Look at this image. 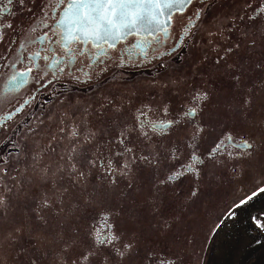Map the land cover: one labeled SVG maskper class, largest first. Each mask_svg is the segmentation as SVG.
<instances>
[{
	"label": "snow or ice",
	"instance_id": "obj_1",
	"mask_svg": "<svg viewBox=\"0 0 264 264\" xmlns=\"http://www.w3.org/2000/svg\"><path fill=\"white\" fill-rule=\"evenodd\" d=\"M256 199L264 0H0V264H208Z\"/></svg>",
	"mask_w": 264,
	"mask_h": 264
},
{
	"label": "rangeland",
	"instance_id": "obj_2",
	"mask_svg": "<svg viewBox=\"0 0 264 264\" xmlns=\"http://www.w3.org/2000/svg\"><path fill=\"white\" fill-rule=\"evenodd\" d=\"M264 211V199H256L238 213L235 220H226L214 239L207 241L208 264H264V243L256 244L258 233L247 220V214Z\"/></svg>",
	"mask_w": 264,
	"mask_h": 264
},
{
	"label": "flooded vegetation",
	"instance_id": "obj_3",
	"mask_svg": "<svg viewBox=\"0 0 264 264\" xmlns=\"http://www.w3.org/2000/svg\"><path fill=\"white\" fill-rule=\"evenodd\" d=\"M225 2H226V0H225ZM205 244L207 245V241H205ZM206 250V249H205Z\"/></svg>",
	"mask_w": 264,
	"mask_h": 264
}]
</instances>
